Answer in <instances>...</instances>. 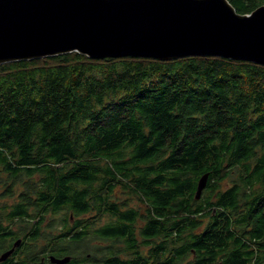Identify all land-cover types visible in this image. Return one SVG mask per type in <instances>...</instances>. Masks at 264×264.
<instances>
[{
    "label": "trees",
    "instance_id": "obj_1",
    "mask_svg": "<svg viewBox=\"0 0 264 264\" xmlns=\"http://www.w3.org/2000/svg\"><path fill=\"white\" fill-rule=\"evenodd\" d=\"M229 1L240 13L264 5ZM205 173L208 184L197 199ZM3 174L21 189L9 186L5 193L18 200L2 207L12 210L10 221L30 227L1 264L38 257L49 214L63 219L49 241L74 252L78 259L69 264L86 256L90 240L124 241L133 256L123 264H181L191 255L188 264H264V65L215 56L91 59L78 52L0 64V180ZM119 185L148 207L140 233L155 242L149 256L135 236L139 212L111 200ZM105 216L112 221L93 228L89 219ZM198 217L210 218L201 234ZM7 234L11 242L21 236Z\"/></svg>",
    "mask_w": 264,
    "mask_h": 264
},
{
    "label": "water",
    "instance_id": "obj_2",
    "mask_svg": "<svg viewBox=\"0 0 264 264\" xmlns=\"http://www.w3.org/2000/svg\"><path fill=\"white\" fill-rule=\"evenodd\" d=\"M70 52L162 61L215 56L264 65V5L240 13L229 0H0V64ZM208 180L209 173L200 177L197 199ZM51 260L65 264L70 257Z\"/></svg>",
    "mask_w": 264,
    "mask_h": 264
},
{
    "label": "flooded vegetation",
    "instance_id": "obj_3",
    "mask_svg": "<svg viewBox=\"0 0 264 264\" xmlns=\"http://www.w3.org/2000/svg\"><path fill=\"white\" fill-rule=\"evenodd\" d=\"M3 196H5V195H3ZM7 197H9V198L10 197L11 198L16 197V201L18 200V194H11V195H8ZM14 203H16V202H13L12 204L7 205V206H11ZM11 213H12V210H10V208H3L2 207L0 209V222H1L0 240L3 241V246L1 248L5 247L3 249L0 248V257L3 253H5L9 249H11L13 247L14 243L18 239H21V243L19 246H17L15 248L14 252L6 260L0 261V264L7 262L10 259V257H12L14 255L17 248H20L22 245V237H19L16 241L11 242V238H12L11 234L9 235L7 233L9 231L16 232L17 229H14V228H16L17 227L16 225H19V223H21V225H24L23 223H27V222H25V220L20 222L18 219H17L18 221L16 220L15 222L12 220L10 221ZM16 215L20 216V214H16ZM54 215H56V214H54ZM213 215H214V217H217V208L216 207L213 209ZM199 218L200 217H198L197 220L200 222ZM201 218H203V217H201ZM60 220H63V219H60ZM71 220H73V219H71ZM209 220H210V218H209ZM43 223H44V221H43ZM43 223H42V225H43ZM205 227L202 228L201 231L197 232V230L201 228V226L199 224V227L196 229L195 233L201 234L204 231ZM140 232H141V229H140ZM187 234H188V232L185 233V238H188ZM54 236L55 235H53V237ZM141 237H142V235H141ZM42 239H43V233L41 231V238H40V241H38V243H37V245L40 243V246L38 245L37 250H36L38 257L31 262H29V259H26L25 264H34L36 262L41 263V264H57L55 262H52V260H51L52 257H55L58 259H64L66 257H70V260L65 264H69L73 260V258L78 259L76 256H74V254H73L74 252L72 254H65V253L61 252V250H58L59 249L58 245H60L59 242L48 240L47 242L42 243ZM142 239H143V237H142ZM164 239L167 240L166 243L168 244V250H170V248H172V244H173L171 241L172 237L167 236V238H164ZM153 241H155V240H153ZM117 242L123 243L124 246H117ZM137 242L139 244V250L141 252H142V250L140 248L141 247L140 245H144V246L149 247L147 253L142 252L143 256H149L152 242H150L151 244L146 243V238H145V240L143 239V241H142L143 244H141L138 240H137ZM75 244H76V242H75ZM152 245H155V242ZM89 246L91 247V252L86 253V256H81V258L79 259V262L76 261L77 262L76 264H111L108 262L109 258H114V262H116V264H123L122 261L126 260L127 258L130 259L133 256L131 254V252L126 251L125 243L122 240L115 241V242H113L112 240H104V241L102 240V242H100V241L93 242V240H90ZM38 247H40V248L38 249ZM77 250H78V247H77V245H75V251H77ZM171 252H173V251H171ZM125 256H127V258ZM194 257H195L194 255L188 256L186 258V260H184V261H186L188 264V263H190V261L194 260L193 259ZM116 258L118 259L117 261H115ZM13 259H14V262H19L20 261V255L18 254ZM23 260H24V258H23ZM184 261L181 262V264H183ZM216 264H217V262H216ZM218 264H222V261H219Z\"/></svg>",
    "mask_w": 264,
    "mask_h": 264
},
{
    "label": "rangeland",
    "instance_id": "obj_4",
    "mask_svg": "<svg viewBox=\"0 0 264 264\" xmlns=\"http://www.w3.org/2000/svg\"><path fill=\"white\" fill-rule=\"evenodd\" d=\"M240 175L237 174L234 179H232L231 177L224 180L222 182L221 188L220 190L224 191L225 189H227L228 187L231 186L232 182L234 180H239ZM7 178L5 177V175L3 174V176L1 177L0 180V207L4 206V205H10L13 202H16V197H7L8 194L5 193L7 188L10 186L13 190H17L19 191L21 189V185H15L13 187V185H11V182H9L8 180H6ZM10 184H9V183ZM6 195V196H3ZM111 200L113 202H115L122 211L127 210V209H135L139 212V214L141 216L138 217L137 222L135 224V236L137 238V240L141 243L143 241L141 234H140V229L145 225L146 219L145 216L148 214V207L146 205V203L144 201H142L139 196H137L135 193L130 192L129 190L123 188L121 185H119L118 187H116L115 191H114V195L111 198ZM216 200V198L214 199ZM60 215H54V214H49L43 225L41 228V231L43 233V239H42V243L43 242H47L51 235H55L57 233H59V231L61 230V226L58 225V222H60ZM87 217V216H86ZM200 220V226L201 228L197 230L201 231L202 228H204L207 223L209 222V217H203V218H199ZM74 221V220H71ZM89 221H93L96 222V224L93 226V228H98L100 225L102 224H106L108 222H111L112 219L110 216H105L102 219H89ZM24 225H21V223H19V225H16L17 227L14 229H17L16 232L20 233L21 236L23 237L22 234L28 230H24L27 227H30V225L28 223H23ZM24 226V227H23ZM40 241V240H39ZM96 240H93V242H95ZM102 242V241H100ZM40 246V243L38 244ZM117 246H124L123 243L121 242H117ZM141 250L143 253H147L149 247L148 246H144V245H140ZM91 252V247L88 245V247L85 248V252L84 254ZM127 258V256H125ZM192 258V257H191ZM190 258V259H191ZM183 264H187L186 261H184Z\"/></svg>",
    "mask_w": 264,
    "mask_h": 264
}]
</instances>
